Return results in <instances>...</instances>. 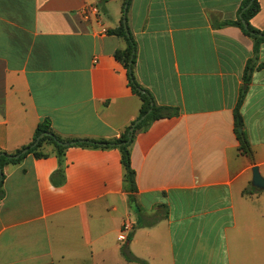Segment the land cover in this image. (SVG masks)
<instances>
[{"label": "crops", "instance_id": "obj_1", "mask_svg": "<svg viewBox=\"0 0 264 264\" xmlns=\"http://www.w3.org/2000/svg\"><path fill=\"white\" fill-rule=\"evenodd\" d=\"M241 1H130L135 78L177 110L134 133L138 213L118 148L68 147L55 186L57 158L43 144L47 157L3 168L0 264H135L119 252L128 233L146 264H264V190L250 184L253 166L264 178V44L239 109L251 160L233 110L253 40L212 24L235 20ZM258 2L249 23L264 30ZM89 7L97 14L86 19ZM121 9L122 0H0V149L26 145L44 119L64 139L118 138L136 119L141 102L114 58L125 41L106 33Z\"/></svg>", "mask_w": 264, "mask_h": 264}, {"label": "trees", "instance_id": "obj_2", "mask_svg": "<svg viewBox=\"0 0 264 264\" xmlns=\"http://www.w3.org/2000/svg\"><path fill=\"white\" fill-rule=\"evenodd\" d=\"M103 2L109 0H102ZM131 0H122L121 20L118 27L107 30L106 33L110 35L122 38L125 41V47L123 49H116L114 52V58L119 61L126 70V77L128 85L134 95H136L140 102L139 114L136 119L127 127L124 132L114 139H92V138H61L51 129V125L48 119H44L40 122L33 133L31 140L20 149H17L13 153H8L0 149V200L4 197L3 181L5 175L3 168L6 165H17L29 154L34 158L40 159L47 157L46 153L41 151L43 144H50L53 146L55 156L58 162V168L50 176V181L53 185L57 186L64 180L63 174V157L64 152L68 147H90V148H118L120 152V162L123 167V188L127 194V202L129 207L132 204L135 205V193L137 192L135 171L131 167L130 163V146L133 141L134 133L137 130L146 129L151 122L159 118L171 117L177 115L176 109L169 107L158 106L151 93L141 86L135 78L134 67L136 62V43L129 30L127 23V12ZM260 10L258 0H242L237 10L235 20H217L213 21V26L221 28L226 25H232L238 27L245 35L253 40V55L245 64L242 82L243 87L239 91L238 99L233 110V131L234 135L239 143V150L248 156L252 160V151L247 141L246 135L243 131V120L240 115L239 109L247 88L250 82L252 72L255 68H260L261 64L256 65L258 50L261 44H264V30H259L252 27L249 23L250 19L255 16ZM143 115L145 117L140 119ZM138 121L136 124L135 122ZM134 126V130L131 132L130 127ZM24 151V152H23ZM251 190H255L251 187ZM163 206L161 205V208ZM160 208V207H159ZM136 213L138 210L136 208ZM158 211H155V216L152 221H157ZM138 226H142L139 223ZM131 239V233H128L123 247H120V254L126 262L135 264H146L145 261L135 257L128 249V242ZM51 264V263H48Z\"/></svg>", "mask_w": 264, "mask_h": 264}, {"label": "water", "instance_id": "obj_3", "mask_svg": "<svg viewBox=\"0 0 264 264\" xmlns=\"http://www.w3.org/2000/svg\"><path fill=\"white\" fill-rule=\"evenodd\" d=\"M144 117L145 115H143L140 119H143ZM137 122L138 121H136L135 124ZM134 126L135 125H132L130 127L131 132L134 130ZM251 172H252L251 183H250L251 186L258 190H264V178L260 175L258 168L256 166H253ZM0 173H1V169H0Z\"/></svg>", "mask_w": 264, "mask_h": 264}, {"label": "built area", "instance_id": "obj_4", "mask_svg": "<svg viewBox=\"0 0 264 264\" xmlns=\"http://www.w3.org/2000/svg\"><path fill=\"white\" fill-rule=\"evenodd\" d=\"M90 13H93L94 15L97 14V9L95 7H89L87 11H85L83 13V17L86 18V19H89V15ZM119 239L122 241V240H126V236H124L123 234H120L119 236Z\"/></svg>", "mask_w": 264, "mask_h": 264}, {"label": "rangeland", "instance_id": "obj_5", "mask_svg": "<svg viewBox=\"0 0 264 264\" xmlns=\"http://www.w3.org/2000/svg\"><path fill=\"white\" fill-rule=\"evenodd\" d=\"M129 206V205H128ZM129 208H131V211H133V212H135L136 211V208H137V206H136V204L134 205V204H132V206L131 207H129ZM137 210H138V208H137ZM154 217H152L151 219H153ZM125 242V241H124ZM124 242L123 243H121L120 242V247H123V245H124ZM119 252H120V248H119ZM112 257V259L114 258L113 257V255L111 256ZM124 259V258H123Z\"/></svg>", "mask_w": 264, "mask_h": 264}]
</instances>
